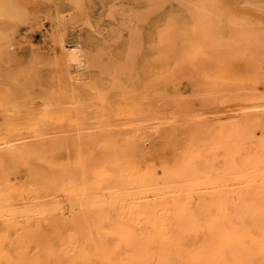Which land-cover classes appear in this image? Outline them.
Segmentation results:
<instances>
[{"label": "bare ground", "instance_id": "obj_1", "mask_svg": "<svg viewBox=\"0 0 264 264\" xmlns=\"http://www.w3.org/2000/svg\"><path fill=\"white\" fill-rule=\"evenodd\" d=\"M54 2L43 0L42 4ZM199 2L196 12L178 3L176 28L168 30L164 59L146 56L140 52L143 49L132 52L142 48L133 40L141 33L134 26L137 33L130 32L134 36L129 34L127 41H135L136 46L128 45L132 49L124 52V59L131 52L135 57L123 62H129L130 70L127 64L122 70L126 77L131 71L130 76L121 84L109 76L110 90L106 82V90L100 87L101 79L95 86L99 90L90 88L95 92L91 96L88 85L84 86L88 87L85 97L74 90L75 80L84 77L82 70L95 60H103L93 59L90 50L75 42H61L57 57L61 82L57 83L56 77L51 89L38 90V98H43L42 104L37 99L40 107H35L37 96L31 97L36 103L29 111V105L24 104H30L31 99L16 103L17 96L4 89L0 77V264H260L264 237V61L260 60L259 44L264 37L261 25L250 22L261 24L264 13L246 5V9L238 8L236 0ZM22 3L0 0V60L9 54L6 33L13 39L17 21L23 19ZM209 3L217 8L215 15L205 14L203 8ZM216 15L223 21L229 19V24L231 20L233 26L241 24V29L237 27L236 32V26L228 24L222 27L217 18L218 27ZM52 19L55 26L61 22L57 17ZM208 21L215 27L207 26ZM161 35H157L159 40ZM211 35L222 41L228 37L224 41H235L234 45L224 43L231 47L221 52L208 50ZM114 59L110 58L113 64ZM176 59L186 67L178 66ZM180 65L207 87L211 95L208 101L217 111L231 113L199 124L164 127L178 116L162 111L166 93L159 90L162 86L163 92L171 88L182 70ZM114 66L120 68L119 64ZM26 75L30 76L29 72L18 76ZM109 98L117 101L113 108ZM186 114L198 120L205 117L202 111ZM146 122L159 133L149 146L142 136ZM115 125L122 126L123 132L116 133L111 128Z\"/></svg>", "mask_w": 264, "mask_h": 264}, {"label": "rangeland", "instance_id": "obj_2", "mask_svg": "<svg viewBox=\"0 0 264 264\" xmlns=\"http://www.w3.org/2000/svg\"><path fill=\"white\" fill-rule=\"evenodd\" d=\"M20 1H21V3L23 2L22 3L23 6H21V9H23V11H24L23 19L21 21L19 20V22L17 21V25L14 28V31H15L14 35H13L14 38L13 39L11 38L12 41L10 39H9L10 41L7 40V42L10 44V46H7L9 44H6V46L8 47L7 50L9 52L8 56L5 57L6 60L5 59L4 60H0V72H1L0 73L1 74L0 77L3 80L2 81L0 79V81L3 82V85L4 84L6 85V86L4 85L6 87L4 89L7 90V88H8V90H10V92L13 93V96H17L16 98H17L18 102L16 101V103H19V104H21L20 103L21 101L23 103H25L23 100L25 98L31 99V97H32V99L36 98L35 99L36 101L38 99V101L40 102V100H43V98H38L40 96V93L37 94L39 92L38 90H43V89H47V88L51 89L54 82L55 83H56V81H57V83L61 82V78L58 77L59 75L57 74V72H58V69H57V67H58V65H57V57H59V48H60L61 42H66L67 43L66 45H68V42H69V44H71L73 42H75L77 44L79 43L80 47L84 48L85 50L87 49V51L90 50L88 52L92 55L93 59H99V58H100V60L103 59L101 61L95 60L96 61L95 63L93 62L92 65L87 66V68L82 70L83 71L82 75L84 77L80 76L78 80H75V85H76V83H77V85H80L81 83H83V84H81V87L83 89L80 86L76 87L75 85H73L74 86V90L77 89V91L80 94V96L81 97H85L86 92H88V91H86V90H88V87L85 88L87 85L89 86V91H90V88H92V90L95 89L94 91L99 90L98 87H95V86H98L101 83L99 79H101L102 83H103V85L101 83L100 87L103 86L104 90H106V88H105L106 86H107V90H110L109 86H111V85L109 83V86H108V82L107 81H109L108 79H110L111 76L114 77V78H117V80H118L117 83L118 84H121L120 81L125 82L124 80L128 79V77L130 76L131 71L128 72L130 70V69H128V68H130L129 64H128L129 62L125 63V65H123V62H125V61H127L129 59L132 60V57L133 58L135 57V53H132V52H137L138 53L140 51L138 49H141V50L143 49V51H140V52L143 53V54L147 53L146 56L150 55L149 57H153V59L154 58L164 59V57L162 58V56L166 55L163 50H164V48H166L164 46L167 45V43H168L167 35L170 33L171 30H173L172 28H174V27L176 28V21H177V16H176L177 12L176 11L179 12V10H178L179 6L182 3H184V5L187 4L186 6L188 8H191V10L193 9L195 12L197 10V7L200 8V6H199L200 5V2H199L200 0H168V1L167 0L166 1H164V0H162V1L161 0H158V1L155 0L154 3H153L154 0H152V1L151 0H83L82 2L86 5V8H84L83 10L76 9L74 7V4H75L74 0L73 1L72 0H55V2L50 4V5H43V4H45V3H43V0H42V2H40L41 0L40 1L39 0H20ZM35 1L36 2L39 1L37 3V5H36ZM176 1H178L177 4L175 3ZM236 1H237L236 4H237L238 8H239V6L242 7L243 9L244 8L246 9L247 7H249L248 9H251V10H254V11L256 10L259 13H264V11L262 12L261 9H257V8H261L260 7L261 0H251V1L250 0H236ZM165 2H168V3H165ZM179 2L181 4L178 6ZM39 3H41V4H39ZM157 3L162 5L161 8L160 7L159 8L158 7L157 8L154 7L155 4H157ZM211 4L212 3L207 4V9L210 8L209 10H207L206 7L203 8L205 14L209 13V16H210V14L216 13V11H214V10H217V8L213 9L212 8L213 6H211ZM169 5L171 6V8H170ZM154 8H156V10H154ZM159 9L162 10V11H160ZM165 9L166 10L168 9L169 11H166ZM213 11H214V13H213ZM164 12L166 13V15H164L165 14ZM152 13H154V14H152ZM158 13H162V14H158ZM151 14H152V16H151ZM217 15H219V14H217ZM217 15H216V17H214L216 20H214L213 16L211 18V19L214 20V22L216 21L215 24L217 23V21H218L217 18H218V19H220V21L223 22V24H222V23H220L218 21L220 23V25H222V27H223V25L224 26H228L229 25V27H231V25H232L231 20L229 21L231 24H229L227 22L229 19L228 20L225 19L224 20L225 22H224L223 20H221V17L220 16L217 17ZM137 16L139 17L138 21H137V18H138ZM159 16H160V18H158ZM53 17H55V18L57 17V19L59 21H61L58 24L59 26L58 25L57 26L54 25V22L52 21ZM207 17H208V15H207ZM34 18H38L39 19L40 23L38 25L31 23L32 19H34ZM169 18H170V22L168 20ZM146 19H148V20H146ZM154 19H156V21H153ZM157 19H159V20H157ZM139 20H141L140 21L141 24L139 23ZM151 20H152V22H151ZM174 20H175V25H174ZM213 20H211V21H213ZM171 21H172V23H171ZM150 22L153 24V26H152V24ZM154 23H156V25ZM219 23L216 24L218 27L220 26ZM235 23H237V22H235ZM235 23L233 22V24H235ZM250 23L253 24V25H256V24L261 25L259 22L255 23V22L251 21ZM165 24H167L168 26L167 25L164 26ZM212 24L213 25H210V21H208L207 26L210 25V27L211 26L215 27L214 26L215 24L214 23H212ZM134 26L138 30L137 32L140 31L142 34L139 33L140 37L137 35L138 39L134 37L133 40L135 39L137 44H139V46H142V48L137 46L139 48L136 49L135 48V46H136V42L135 41H134V43H130L131 41L130 42L127 41L128 39H130V38L127 37L129 34L132 37V36H134L132 34H134V33L136 34L137 33V32H134L135 31V27ZM171 26H174V27L171 28ZM234 26H236V27H234ZM234 26L232 25L231 28L234 27V30L236 32L238 30L237 27L238 28L240 27L239 30L242 27L241 24H237V25H234ZM162 28H164V30ZM154 29H158V30H154ZM161 30H163V33L167 31L166 35H163ZM168 30H170V31H168ZM239 30H238V32H239ZM154 31H155V33L157 35H161L162 34L159 38H160V40L163 43L165 42L164 44L162 42H160V40L158 39V36L154 33ZM159 31L161 32V34H160ZM51 34H53V37H52ZM55 36H59L60 38L59 39H57V38L55 39L54 38ZM164 36H166L165 41H163L164 40L163 39ZM224 39L227 41V39H230V38L224 36ZM224 39L222 41V39H219L218 37H215L214 35H211L209 37V39L207 40V47L206 48L208 50L212 49V50H216L217 52H221V51H225L226 49H229L231 46L234 45L235 41H232V42L229 41V43H228V42L224 41ZM133 40H132V42H133ZM152 41H153V43H152ZM156 43L159 44V45H160V43H162L160 45V48H162V49H159V45L157 47L158 50L155 49V47L157 46ZM224 43H228L231 46L228 48V47L225 46ZM131 44H134L135 46L131 45ZM128 45H130L131 47L133 46L132 48H135V50L130 48ZM151 46L152 47L155 46L153 48L155 50H152V48L150 50L147 49V48H150ZM245 48L246 47H244L243 49H245ZM131 49H132V52H131V54L128 55L129 59L127 58V60H125L124 59V52L128 51V50L131 51ZM145 49H146V51H145ZM99 52H100V54H97ZM259 53H260L259 54L260 60L264 61V59H262V58H264V42L259 44ZM96 55H98V56L96 57ZM159 55L161 56V58H158V57H160ZM94 56H95V58H94ZM110 58H111V60L114 59V64H113L112 61H110ZM117 59H118V61H117ZM176 60H179V59H176ZM108 61L110 62V65H109ZM121 61H122V64H121ZM179 61L177 62L178 66H179V64H182V67H186L182 61H180V62ZM105 62H107V63L105 64ZM111 62L116 67H117V64H119L120 68L118 66V68L113 69V65L111 64ZM101 63H103V65ZM126 64L128 65V67H127L128 71L126 70L129 73V74L126 73V75H128V77L125 76V74H124L125 72L123 73V71H125V69H126V66H127ZM95 66L99 67L100 70H102L104 72L108 71L109 73L108 72L107 73L109 75L107 73L102 72V71L100 72V70H98L99 68L95 69L96 70L95 71L94 70ZM107 66H110L111 69H110V67H108V69H107L106 68ZM1 67H3V68H1ZM91 67H92L93 70L91 69ZM182 67H181V65L179 67L182 70L178 68L179 70H181L182 75H181V72H180V75H179V72H178V76H177L178 80L175 79L173 81L174 84H173V82H171V84H170L171 88L166 87L168 91L165 90L163 92V90H161L163 86L160 87L161 89L159 88L160 89L159 92H162L163 94L166 93V94H164V98L162 99V101L165 102V104H166L164 110H162V111H164L166 114H168V112L169 113H175V114L177 113L176 115L178 116L177 117L178 119H176V117L173 118V119H176L173 124H171V125L167 124V125H164V127L173 126V125L174 126H180V124H181L180 127H184V126H186V125H188L190 123L193 124V125L197 124V121H198V124H199V122L203 123V121H207V120L209 121L214 116H218L219 115L220 117H226V115H228V113H231L230 111L229 112L226 111V113H225V111H224V113L222 111H217V108L215 106H214L215 107L214 108L213 105L210 104V102L208 101L209 96H211V95L209 94L208 90L206 89L207 87H204L203 84L201 86V83L199 81L196 82V80L191 78V74H190L191 70L190 69H187V68L183 69ZM4 68H6V69H4ZM121 68H124V69H121ZM27 69H29V70H27ZM56 69H57V71H56ZM106 69H107V71H106ZM116 69H117V77H116ZM118 69H120V71H118ZM22 70H24L25 72L22 71ZM111 71H113L114 74H112ZM28 72H29L30 76L26 75V78H24L25 74H28ZM119 72H121V73H119ZM259 72H260V78H262L261 70ZM101 73H103V74H101ZM256 73L259 74L257 71H256ZM93 74L97 78L93 79V77H94V76H92ZM104 74H105V76H101V75H104ZM18 75H24V76H18ZM119 75H121V76H119ZM185 75H186V77H185ZM16 76H18V77H16ZM109 76H110V78H109ZM123 76H125L126 79ZM188 76L195 83H198L200 85L195 84L193 81H191V79ZM15 77L17 78L16 80H15ZM50 77H51V79H50ZM56 77H58V80L55 81L54 78H56ZM91 77H92V79H91ZM121 77H122L123 80H120ZM263 77H264V75H263ZM19 78H20V80H18ZM102 78L104 80L106 79V81H104ZM22 80H24V82ZM88 80H91V81L89 82ZM86 82H88V83H86ZM92 82L93 83L97 82L99 84L96 83L97 85L96 84L94 85V84H92ZM104 82H106L105 83L106 86L104 85ZM158 82H160V80ZM50 83H52V84H50ZM160 84H159V86H160ZM0 85H1V82H0ZM195 85L197 87H195ZM4 86H2V88ZM39 86L40 87L42 86V87H45V88L41 87L42 88L41 89ZM165 86H167V85H165ZM174 86H175V88L172 89V87H174ZM199 86H201L202 88L201 87L198 88ZM261 86H263V85H261ZM0 88H1V86H0ZM169 89H170V91H169ZM171 89H172L173 92L171 91ZM26 90L27 91L29 90L32 94L30 92H27ZM32 90H35V93ZM80 90H81V92H80ZM92 90L89 92V96H91V94L95 93L94 91L92 92ZM182 92L184 94H182ZM204 92H205L206 95H204ZM174 93H175V95H174ZM178 93H179L180 96H178ZM202 93H203V95H202ZM1 94H0V96H1ZM195 94L197 96H195ZM26 95H28V96H26ZM33 96H37V97L34 98ZM191 98H192L193 101L191 100ZM203 98L205 100H203ZM0 99H1V97H0ZM175 99H176L177 103L175 102ZM35 100H32V102L29 101V102H31L30 104L28 102H26L24 104L25 106H26V104L29 105L27 107V110H28V108H30V109L32 108V107H30L31 104H32L31 106L34 107V105H35L34 103H36ZM115 100L116 99H113V98H111V100L109 98V101L107 100V102L109 103L111 108H113V106L117 105L116 104L117 101H115ZM183 100H185V101L187 100V101L185 102ZM197 100L200 103L197 102ZM110 101H111V104H110ZM39 102L36 103L35 107H40L41 106L42 101L40 102L41 104H39ZM112 103L116 104V105H113ZM184 103H186V104H184ZM173 106H175V108ZM207 106H209V107H207ZM88 107H89L88 111L91 112L92 108L90 106H88ZM185 108H190V110L187 111V109H185ZM192 108H195V109L193 110ZM196 109H198V110H196ZM191 110L192 111H202V112H204L205 117H198V118H200L199 120L196 119L197 117L191 118L188 114H186V112L188 113ZM183 111H184L185 114L182 113ZM215 113H216V115H213ZM178 114H180V115H178ZM210 114H211V116H210ZM224 114H226V115L224 116ZM183 115L184 116H188L189 118L188 117L184 118ZM201 116H203V114ZM186 118H188L190 120H188ZM0 119H2L1 114H0ZM90 119H92V118H90ZM192 120H193V122H192ZM87 121H89V120H87ZM90 121H92V120H90ZM153 121H155V120H152L151 122H153ZM180 121H181V123H179ZM186 121H188V122H186ZM111 122H115V120L112 119ZM148 123L146 122L144 124L145 127L143 125V127H144L143 129L145 130L144 134L141 133L142 136H144L143 139L145 140V143H147V144H145L146 146H149L151 141L154 140L155 138H157L158 137L157 135H159V133H155V130H156L155 128L156 127H153V124H151V126L149 125L148 126L149 128L147 127L146 124H148ZM115 127H116V129H115ZM115 127L112 126L111 128L114 129L116 133H121L124 130V128L122 129V126H120V125L119 126L115 125ZM146 129H147V131H146ZM155 134H156L157 137L154 136ZM21 181L24 182V178H21Z\"/></svg>", "mask_w": 264, "mask_h": 264}, {"label": "snow or ice", "instance_id": "obj_3", "mask_svg": "<svg viewBox=\"0 0 264 264\" xmlns=\"http://www.w3.org/2000/svg\"><path fill=\"white\" fill-rule=\"evenodd\" d=\"M155 6L160 7L161 5L156 4ZM74 7L76 9L83 10L84 8H86V5L82 2V0H76ZM260 7H261V10L264 11V0H261ZM31 23L38 25L40 23V21L38 18H34V19H32ZM261 35H262V37H264V21H262V23H261ZM6 38L10 39L11 33H6ZM59 38L60 37L58 36L57 39H59ZM73 55H76V53H73ZM262 232H264V228H262ZM260 255H261L260 264H264V237H262V240H261V253H260Z\"/></svg>", "mask_w": 264, "mask_h": 264}]
</instances>
